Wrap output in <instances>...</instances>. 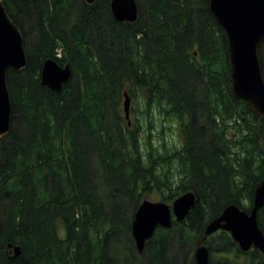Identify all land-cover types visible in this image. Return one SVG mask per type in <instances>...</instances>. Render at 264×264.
<instances>
[{
    "label": "trees",
    "instance_id": "16d2710c",
    "mask_svg": "<svg viewBox=\"0 0 264 264\" xmlns=\"http://www.w3.org/2000/svg\"><path fill=\"white\" fill-rule=\"evenodd\" d=\"M110 2L4 0L28 64L7 73L0 264H197L206 224L229 203L253 207L264 179V118L232 92L227 37L208 0H139L134 22L116 20ZM48 58L72 69L61 91L41 83ZM260 60L264 74V41ZM125 90L140 96L133 110L141 107L144 124L122 112ZM155 112L162 129L177 124L182 137L165 153L151 134L143 140ZM153 189L168 203L190 190L197 201L139 252L132 222ZM258 220L264 229V206ZM205 244L209 264L263 259L224 230Z\"/></svg>",
    "mask_w": 264,
    "mask_h": 264
},
{
    "label": "water",
    "instance_id": "95a60500",
    "mask_svg": "<svg viewBox=\"0 0 264 264\" xmlns=\"http://www.w3.org/2000/svg\"><path fill=\"white\" fill-rule=\"evenodd\" d=\"M208 5L227 37L232 92L264 118V74L260 60V48L264 41V0H208ZM110 7L118 21L134 22L139 17L137 0H111ZM27 64L23 32L10 17L4 0H0V138L11 130L12 102L8 70H23ZM71 74L69 64L62 66L54 58H48L41 70V83L54 91H61ZM131 105L132 97L125 90L124 111L127 119H130ZM196 201V194L191 190L176 197L172 204L144 199L132 222V234L138 251H143L146 241L153 237L158 226L170 228L174 219L185 221ZM263 206L264 179L256 187L250 211L232 202L206 224L195 250L197 264H209L210 252L205 241L222 230L230 234L242 251L258 249L263 255L260 264H264V229L258 220V211ZM12 251L14 256H19L22 248L15 245Z\"/></svg>",
    "mask_w": 264,
    "mask_h": 264
},
{
    "label": "rangeland",
    "instance_id": "374dc122",
    "mask_svg": "<svg viewBox=\"0 0 264 264\" xmlns=\"http://www.w3.org/2000/svg\"><path fill=\"white\" fill-rule=\"evenodd\" d=\"M137 1L139 2V0ZM137 97L138 98H135L132 101L131 118L132 120H135V121L138 120V122L144 124L147 115L144 114V112L140 110L141 107L139 108V110H133V108L136 107V105L140 106L142 104L140 96L138 95ZM122 112H124L123 109H122ZM154 114H155V119H156V126H155L156 128L154 130H149L147 127L149 134L148 136L147 134H145L143 137V140L147 144H149V135L151 134L152 142L154 145L158 147L160 152L165 153L167 150L171 151L173 150L175 146H179L181 144L180 140L182 139V137L180 135L179 126L177 124H172L170 127L162 129L160 126L161 117L159 116V114H157V112H155ZM173 170L176 171V168H173ZM163 195L164 194H162V192H160L159 190L153 189L147 195V199H150L153 201H163ZM244 203L249 204L248 201H244ZM60 234L61 235L64 234V230L62 228L60 229ZM241 264H250L249 256H244L241 260Z\"/></svg>",
    "mask_w": 264,
    "mask_h": 264
},
{
    "label": "flooded vegetation",
    "instance_id": "af4514ba",
    "mask_svg": "<svg viewBox=\"0 0 264 264\" xmlns=\"http://www.w3.org/2000/svg\"><path fill=\"white\" fill-rule=\"evenodd\" d=\"M88 2V1H87ZM88 3H93V2H88ZM111 3V2H110ZM110 9H111V7H110ZM112 12V11H111Z\"/></svg>",
    "mask_w": 264,
    "mask_h": 264
}]
</instances>
